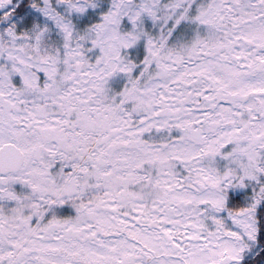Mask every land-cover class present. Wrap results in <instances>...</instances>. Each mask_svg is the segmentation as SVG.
<instances>
[{"label": "snow or ice", "instance_id": "6c2138e0", "mask_svg": "<svg viewBox=\"0 0 264 264\" xmlns=\"http://www.w3.org/2000/svg\"><path fill=\"white\" fill-rule=\"evenodd\" d=\"M0 264H264V0H0Z\"/></svg>", "mask_w": 264, "mask_h": 264}]
</instances>
